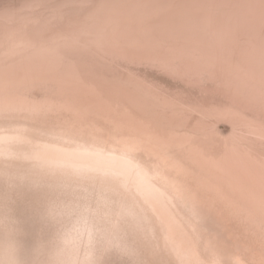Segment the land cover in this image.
<instances>
[{
    "label": "bare ground",
    "instance_id": "6f19581e",
    "mask_svg": "<svg viewBox=\"0 0 264 264\" xmlns=\"http://www.w3.org/2000/svg\"><path fill=\"white\" fill-rule=\"evenodd\" d=\"M259 3L260 0H20L14 6L0 7V17L7 14L18 22L6 25L0 20V92L24 83L36 84L52 99L54 107L59 100H65L69 111H86L104 123L111 121L118 132L139 131L140 137L131 136L132 141L148 138L167 146L189 144L196 150L190 157H202L214 171L211 174L218 176L208 179L213 188L236 190L250 172L255 171L258 177L264 143ZM57 16L55 30L38 25L40 17ZM102 22H117L124 27L111 48L72 53L64 59L67 35L94 34ZM21 27L24 39L20 38ZM121 40L139 51L173 55L179 61V74L161 78L145 64L123 55ZM160 79L170 93L168 97L160 98L145 86L146 82ZM160 101L161 105H155ZM9 103L19 106L13 97H0V109ZM23 106L15 113L29 115V104ZM27 123L21 119L13 130ZM220 123L229 127L225 138L218 134ZM11 137L0 132V143ZM91 158L103 168L110 159V165L133 177L147 197H164L157 183L168 179L165 167H153L148 175L144 167L136 169L132 160L123 155ZM224 174L226 177H219Z\"/></svg>",
    "mask_w": 264,
    "mask_h": 264
},
{
    "label": "rangeland",
    "instance_id": "374dc122",
    "mask_svg": "<svg viewBox=\"0 0 264 264\" xmlns=\"http://www.w3.org/2000/svg\"><path fill=\"white\" fill-rule=\"evenodd\" d=\"M19 3L20 0H0V7L8 8ZM42 92L41 86L25 83L14 90L0 92V97L6 100L13 97L21 107H24L23 103L30 105L34 98L45 100L47 106L60 111L63 117L52 129L35 124L31 114L22 113L21 116L13 112L5 124V112L1 108L0 132L13 139L0 143V171L8 173L13 185L20 184L22 177L38 181L48 173H56L47 177L53 185L59 184L61 173L89 174L97 177V194L100 188L109 194L118 193L116 211L123 210L129 214L137 234L129 243L134 255L121 257L113 254L109 259L115 264L124 259H133L140 264H202L205 259L212 258L209 253L214 248L234 251L238 257L254 260L256 264L264 259L261 239L264 210L260 203L258 179L255 184L244 179L236 190H216L208 179L218 176L211 174L214 171L205 164V160H201L202 157H190L196 150L189 144H168L171 148L169 153L154 146L157 141L136 138L132 143L138 145L142 153H126V138L140 137L137 135L139 131L125 129L118 132L111 126V121L104 123L86 111H69L65 100H59L54 107L52 99L49 100ZM159 104L162 102L155 103ZM21 119L27 120L28 125L13 130ZM73 124L86 129L88 136L75 132ZM219 126V136L227 137L229 127L224 123ZM113 154L130 158L136 169L144 167L148 175L153 167H165L168 183H157L164 197H147L133 177L121 174L117 166L110 165V159L105 168L93 163V158L90 160V157ZM105 161L103 163L107 164ZM144 161L151 163L146 165ZM219 177H226V174ZM6 187L0 181V217L11 213L26 238L36 240L42 227L39 213L51 203L46 196H59L62 189H36L25 184L13 191V202L11 207H7L2 196ZM165 204L171 207L168 209ZM155 206L161 207L162 211ZM67 227L70 229L72 225Z\"/></svg>",
    "mask_w": 264,
    "mask_h": 264
},
{
    "label": "snow or ice",
    "instance_id": "6c2138e0",
    "mask_svg": "<svg viewBox=\"0 0 264 264\" xmlns=\"http://www.w3.org/2000/svg\"><path fill=\"white\" fill-rule=\"evenodd\" d=\"M260 100L264 104V0H260ZM56 19L40 17L38 25L41 28L52 27L55 30ZM6 25L18 23L7 14L0 17ZM124 27L117 22H102L99 30L90 35L73 32L67 35L63 45L64 59H69L72 53L96 52L99 49H109L122 35ZM20 38L24 39L23 28H20ZM123 55L138 60L158 73L161 78H175L179 74V61L167 52L153 54L151 52L139 51L130 48L121 40ZM154 95L164 98L170 95L164 86L163 79L146 82ZM21 106L6 104L4 108V122H9L13 112L22 111ZM33 121L37 125L54 129L59 121L63 119L62 114L55 111L53 107L47 106V101L34 98L28 109ZM75 132L87 137L88 132L77 124L72 125ZM264 139V130H262ZM163 151L171 153V148L165 143L156 145ZM126 153H142L138 145L132 143V138L127 137L124 145ZM147 165L151 161H144ZM56 173H48L40 180H33L30 177H22L21 183L13 185L11 177L6 171H0V181L7 187L3 191V202L11 207L13 202L12 193L15 189L27 185L29 188H53L62 189L59 196H46L50 204L39 213L41 229L36 240H29L26 234L17 225L11 213H5L0 217V264H115L109 259L113 254L121 257L134 255L129 243L137 234L135 224L129 214L123 210L117 212L119 194H111L99 189L97 194V177L83 173H61L58 185L48 182V176H55ZM259 182L260 203L264 210V143L261 144L259 154V173L250 172L247 180L251 184ZM68 224L72 227L69 229ZM261 239L264 245V219L261 221ZM211 259H205L202 264H256L254 260L238 257L237 253L227 249L214 248L210 250ZM119 264H140L133 259H124ZM259 264H264L262 259Z\"/></svg>",
    "mask_w": 264,
    "mask_h": 264
}]
</instances>
